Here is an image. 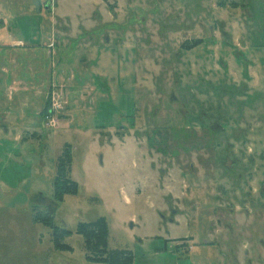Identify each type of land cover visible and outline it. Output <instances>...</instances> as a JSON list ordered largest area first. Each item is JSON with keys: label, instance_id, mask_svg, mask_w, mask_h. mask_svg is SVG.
I'll return each mask as SVG.
<instances>
[{"label": "rangeland", "instance_id": "rangeland-1", "mask_svg": "<svg viewBox=\"0 0 264 264\" xmlns=\"http://www.w3.org/2000/svg\"><path fill=\"white\" fill-rule=\"evenodd\" d=\"M39 3L0 0V264H102L99 218L133 264H264V0Z\"/></svg>", "mask_w": 264, "mask_h": 264}, {"label": "trees", "instance_id": "trees-1", "mask_svg": "<svg viewBox=\"0 0 264 264\" xmlns=\"http://www.w3.org/2000/svg\"><path fill=\"white\" fill-rule=\"evenodd\" d=\"M70 163L71 157L67 151L57 160L56 175L53 182L54 202H61L65 194L77 193L78 185L69 176ZM33 221L40 222L52 229L56 245L57 238L61 235L58 232L68 233L54 225L53 213L51 212L42 214L34 210ZM76 232L82 236L84 246L89 252L88 261L102 264H133V257L130 253L125 251H108V225L104 218H99L91 223L79 224Z\"/></svg>", "mask_w": 264, "mask_h": 264}, {"label": "built area", "instance_id": "built-area-1", "mask_svg": "<svg viewBox=\"0 0 264 264\" xmlns=\"http://www.w3.org/2000/svg\"><path fill=\"white\" fill-rule=\"evenodd\" d=\"M59 98L60 97H58V95L57 96L56 95H52L50 97V101H51L50 102V106L46 110V113H45V116H44L46 124L48 126L53 127L55 125L56 121L54 119L55 118L54 114L56 112H58L62 108Z\"/></svg>", "mask_w": 264, "mask_h": 264}, {"label": "water", "instance_id": "water-1", "mask_svg": "<svg viewBox=\"0 0 264 264\" xmlns=\"http://www.w3.org/2000/svg\"><path fill=\"white\" fill-rule=\"evenodd\" d=\"M32 3L36 9V13H40V10H41V6H40V3H39V0H32Z\"/></svg>", "mask_w": 264, "mask_h": 264}, {"label": "flooded vegetation", "instance_id": "flooded-vegetation-1", "mask_svg": "<svg viewBox=\"0 0 264 264\" xmlns=\"http://www.w3.org/2000/svg\"><path fill=\"white\" fill-rule=\"evenodd\" d=\"M205 246V245H204ZM206 247V246H205Z\"/></svg>", "mask_w": 264, "mask_h": 264}]
</instances>
